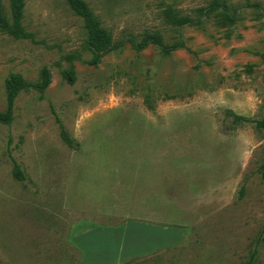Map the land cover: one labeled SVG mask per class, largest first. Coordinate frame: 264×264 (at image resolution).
<instances>
[{"label": "rangeland", "instance_id": "374dc122", "mask_svg": "<svg viewBox=\"0 0 264 264\" xmlns=\"http://www.w3.org/2000/svg\"><path fill=\"white\" fill-rule=\"evenodd\" d=\"M84 1L118 44L96 65L65 0H24L22 35L0 28V112L10 74L50 72L44 98L22 89L0 123V264H76L80 230L133 221L173 246L126 264H243L253 251L264 264V130L233 121L264 116V0ZM152 38L182 46L165 54Z\"/></svg>", "mask_w": 264, "mask_h": 264}, {"label": "trees", "instance_id": "16d2710c", "mask_svg": "<svg viewBox=\"0 0 264 264\" xmlns=\"http://www.w3.org/2000/svg\"><path fill=\"white\" fill-rule=\"evenodd\" d=\"M69 8L81 18L83 22L84 29L87 35V44L90 48L94 49L97 53L95 59L91 62L92 65L98 64L102 53L105 51L108 52L118 46L117 43H113L110 34L101 27L99 21L94 16L92 11L89 9L88 5L84 0H65ZM10 3V11L11 16L10 20L4 14L2 7L0 6V28L1 29H10L15 36L22 35V17H23V9H24V0H9ZM254 8L259 9L256 5H253ZM220 9L221 14L227 21H234L236 18V11L233 13H229L225 8L222 9L217 5H212L211 9ZM175 24L178 26H182L184 24H192L191 20L188 18H178L175 20ZM152 43L157 45L160 50L165 53L169 54L171 51L176 50L182 46L181 42H178L176 45L173 46H164L158 39L152 38ZM134 46L138 50H143L148 45V39L144 40L143 43H137L133 41ZM75 54L68 53L62 57V59L70 60ZM64 78H66L70 84H73L75 81V73L74 70L71 68L68 71L63 72ZM50 83V72L47 67L42 69L41 72V80L36 84L28 83L20 74H10L6 79L5 86H6V101L7 106L4 112H0V123L9 125L13 120V108L14 102L18 95V93L25 88H33L39 92V98L43 99L45 90ZM57 121L59 122L58 118ZM234 122H247L252 121L257 128L264 130V116L261 119L257 120H250L246 117L233 115ZM60 136L61 139L65 142L68 147H75L76 142L75 140L70 137L68 132L65 128L60 125ZM260 178L264 183V157L262 163L260 165ZM13 175L15 179L19 181L25 180V174L21 170L20 166L16 161L13 160ZM256 251H253L250 258L244 262L243 264H254Z\"/></svg>", "mask_w": 264, "mask_h": 264}, {"label": "crops", "instance_id": "0c3cea01", "mask_svg": "<svg viewBox=\"0 0 264 264\" xmlns=\"http://www.w3.org/2000/svg\"><path fill=\"white\" fill-rule=\"evenodd\" d=\"M168 229L145 221L121 226L85 227L75 236L80 251L76 264H126L173 246Z\"/></svg>", "mask_w": 264, "mask_h": 264}]
</instances>
